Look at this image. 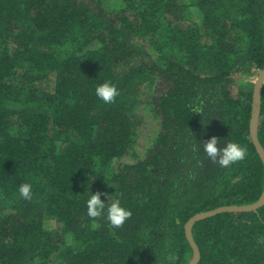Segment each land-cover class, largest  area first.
Wrapping results in <instances>:
<instances>
[{
    "label": "trees",
    "instance_id": "16d2710c",
    "mask_svg": "<svg viewBox=\"0 0 264 264\" xmlns=\"http://www.w3.org/2000/svg\"><path fill=\"white\" fill-rule=\"evenodd\" d=\"M121 1L0 0V264H190L191 218L264 193L255 85L233 92L235 74L264 68V0ZM104 82L120 92L111 104ZM149 110L159 133L142 157ZM213 137L248 155L221 167L203 151ZM258 138L264 149V85ZM97 192L132 216L89 218ZM191 236L197 264H264V205Z\"/></svg>",
    "mask_w": 264,
    "mask_h": 264
},
{
    "label": "clouds",
    "instance_id": "9594fccd",
    "mask_svg": "<svg viewBox=\"0 0 264 264\" xmlns=\"http://www.w3.org/2000/svg\"><path fill=\"white\" fill-rule=\"evenodd\" d=\"M96 96L105 104L113 103L120 95L118 88L110 83L104 82L96 87ZM203 151L213 162H217L221 167L228 168L239 161H242L248 155L247 148L236 142H227L220 146V140L216 137L211 138L203 144ZM19 195L31 200L33 188L31 183L21 184L18 188ZM109 196L107 197V202ZM101 199V193H92L87 201V215L89 218H99L105 216L114 228L121 227L126 220L132 216V212L124 207L119 198L107 203ZM170 260L174 259L169 257Z\"/></svg>",
    "mask_w": 264,
    "mask_h": 264
},
{
    "label": "water",
    "instance_id": "95a60500",
    "mask_svg": "<svg viewBox=\"0 0 264 264\" xmlns=\"http://www.w3.org/2000/svg\"><path fill=\"white\" fill-rule=\"evenodd\" d=\"M264 85V68L260 71L258 79L254 86V95H253V105H252V119H251V125H250V134L252 142L254 143L263 163H264V149L261 146L258 138V127H259V120H260V113H261V95H262V88ZM264 205V193L260 200L256 202L253 205L248 206H242V207H222L213 211H208L206 213H201L189 220V222L186 224L185 229L187 232V236L191 242V245L193 246L195 250V258L190 264H197L200 260V252L196 244L193 242L192 236H191V228L192 226L200 220H203L207 217H212L216 214L222 213V212H246V211H255L259 207Z\"/></svg>",
    "mask_w": 264,
    "mask_h": 264
},
{
    "label": "rangeland",
    "instance_id": "374dc122",
    "mask_svg": "<svg viewBox=\"0 0 264 264\" xmlns=\"http://www.w3.org/2000/svg\"><path fill=\"white\" fill-rule=\"evenodd\" d=\"M109 10L118 9L123 5L121 0H105ZM260 71L253 69L250 73L247 74H235L233 77L236 80L235 85L233 86V92L235 94L238 93L240 89L245 88L248 83H256ZM239 80V83L237 84ZM144 109V107H142ZM139 118L141 120V124L138 128V132L140 133L141 137L139 138V142L137 145V151L140 150L142 157H144V153L142 152L147 146H149L156 136L159 133V121L156 118L155 114L152 111H141L139 113ZM142 147V151H141ZM132 160V157L128 156L122 159V162H128Z\"/></svg>",
    "mask_w": 264,
    "mask_h": 264
}]
</instances>
